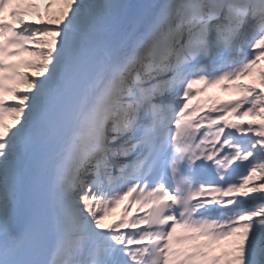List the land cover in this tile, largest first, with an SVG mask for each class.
Here are the masks:
<instances>
[{
  "label": "snow or ice",
  "instance_id": "6c2138e0",
  "mask_svg": "<svg viewBox=\"0 0 264 264\" xmlns=\"http://www.w3.org/2000/svg\"><path fill=\"white\" fill-rule=\"evenodd\" d=\"M0 264H264V0H0Z\"/></svg>",
  "mask_w": 264,
  "mask_h": 264
},
{
  "label": "rangeland",
  "instance_id": "374dc122",
  "mask_svg": "<svg viewBox=\"0 0 264 264\" xmlns=\"http://www.w3.org/2000/svg\"><path fill=\"white\" fill-rule=\"evenodd\" d=\"M42 6H43V5H42V3H41V10L43 11ZM53 10H55V9L53 8ZM11 99H12V98H11V96L9 95V96H8V100H11ZM9 122H10V120H9L8 118H6V119H5V123H9Z\"/></svg>",
  "mask_w": 264,
  "mask_h": 264
}]
</instances>
